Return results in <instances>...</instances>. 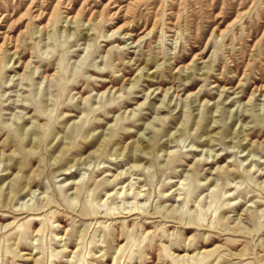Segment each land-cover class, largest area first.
Segmentation results:
<instances>
[{
    "label": "rangeland",
    "instance_id": "obj_1",
    "mask_svg": "<svg viewBox=\"0 0 264 264\" xmlns=\"http://www.w3.org/2000/svg\"><path fill=\"white\" fill-rule=\"evenodd\" d=\"M0 264H264V0H0Z\"/></svg>",
    "mask_w": 264,
    "mask_h": 264
},
{
    "label": "bare ground",
    "instance_id": "obj_2",
    "mask_svg": "<svg viewBox=\"0 0 264 264\" xmlns=\"http://www.w3.org/2000/svg\"><path fill=\"white\" fill-rule=\"evenodd\" d=\"M141 160V157H138L136 160H135V163H134V165H136L137 164V162H139Z\"/></svg>",
    "mask_w": 264,
    "mask_h": 264
}]
</instances>
